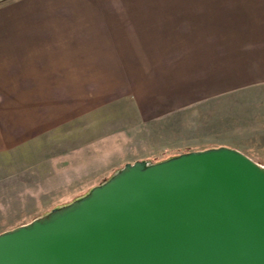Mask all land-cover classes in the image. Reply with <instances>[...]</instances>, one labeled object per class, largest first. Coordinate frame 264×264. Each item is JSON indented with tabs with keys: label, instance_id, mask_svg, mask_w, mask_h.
<instances>
[{
	"label": "crops",
	"instance_id": "obj_1",
	"mask_svg": "<svg viewBox=\"0 0 264 264\" xmlns=\"http://www.w3.org/2000/svg\"><path fill=\"white\" fill-rule=\"evenodd\" d=\"M92 79L118 80V85L122 80L144 95L135 99L144 107L140 111L149 100L138 89H163V105L148 108L157 112L193 96L215 95L221 81L229 89L264 82V0L0 4V134L5 143L10 113L30 110L25 104L36 105V97L58 90L75 95L72 89H85ZM79 114L71 109L59 119Z\"/></svg>",
	"mask_w": 264,
	"mask_h": 264
},
{
	"label": "water",
	"instance_id": "obj_2",
	"mask_svg": "<svg viewBox=\"0 0 264 264\" xmlns=\"http://www.w3.org/2000/svg\"><path fill=\"white\" fill-rule=\"evenodd\" d=\"M0 264H264V166L228 146L128 163L0 233Z\"/></svg>",
	"mask_w": 264,
	"mask_h": 264
},
{
	"label": "rangeland",
	"instance_id": "obj_3",
	"mask_svg": "<svg viewBox=\"0 0 264 264\" xmlns=\"http://www.w3.org/2000/svg\"><path fill=\"white\" fill-rule=\"evenodd\" d=\"M122 83L88 80L75 95L58 90L10 113L6 143L0 134V233L77 202L128 163L228 146L264 166V82L229 89L221 81L215 95L158 112L148 108L163 105V89H138L149 100L140 111L144 95ZM71 109L80 114L59 119Z\"/></svg>",
	"mask_w": 264,
	"mask_h": 264
},
{
	"label": "trees",
	"instance_id": "obj_4",
	"mask_svg": "<svg viewBox=\"0 0 264 264\" xmlns=\"http://www.w3.org/2000/svg\"><path fill=\"white\" fill-rule=\"evenodd\" d=\"M170 157H173V156H170ZM161 161V160H160ZM156 162H159V161H156ZM155 163V162H154Z\"/></svg>",
	"mask_w": 264,
	"mask_h": 264
}]
</instances>
